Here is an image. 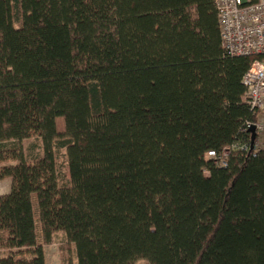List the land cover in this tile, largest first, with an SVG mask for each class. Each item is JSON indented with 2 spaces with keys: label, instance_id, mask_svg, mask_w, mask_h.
I'll return each mask as SVG.
<instances>
[{
  "label": "trees",
  "instance_id": "trees-1",
  "mask_svg": "<svg viewBox=\"0 0 264 264\" xmlns=\"http://www.w3.org/2000/svg\"><path fill=\"white\" fill-rule=\"evenodd\" d=\"M253 61L215 0H0V264H264Z\"/></svg>",
  "mask_w": 264,
  "mask_h": 264
},
{
  "label": "built area",
  "instance_id": "built-area-1",
  "mask_svg": "<svg viewBox=\"0 0 264 264\" xmlns=\"http://www.w3.org/2000/svg\"><path fill=\"white\" fill-rule=\"evenodd\" d=\"M222 46L231 57L254 59L243 77L244 101L258 116L254 149L264 143V0H215ZM247 149V148H246ZM228 151L208 153L207 158L225 167Z\"/></svg>",
  "mask_w": 264,
  "mask_h": 264
},
{
  "label": "rangeland",
  "instance_id": "rangeland-1",
  "mask_svg": "<svg viewBox=\"0 0 264 264\" xmlns=\"http://www.w3.org/2000/svg\"><path fill=\"white\" fill-rule=\"evenodd\" d=\"M35 140H29L24 143L25 148H29L31 145L36 144ZM59 176L61 182L65 180V160L62 159L59 166ZM11 179H4L0 181V199L9 195L11 190ZM16 254L17 259L28 260L31 259L30 251L28 249H21L13 251ZM44 253L46 264H77L74 245L69 243L66 236L62 232H58L54 235L53 242L50 245L44 246ZM10 252L0 250V256L4 257L9 255ZM134 264H151L147 260L138 259Z\"/></svg>",
  "mask_w": 264,
  "mask_h": 264
},
{
  "label": "water",
  "instance_id": "water-1",
  "mask_svg": "<svg viewBox=\"0 0 264 264\" xmlns=\"http://www.w3.org/2000/svg\"><path fill=\"white\" fill-rule=\"evenodd\" d=\"M249 133L251 134V142H250V152L254 150V143L256 141V128L253 126L249 129Z\"/></svg>",
  "mask_w": 264,
  "mask_h": 264
}]
</instances>
